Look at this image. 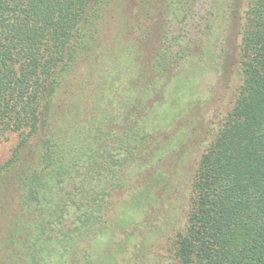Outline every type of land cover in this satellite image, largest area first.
<instances>
[{"label":"trees","instance_id":"trees-1","mask_svg":"<svg viewBox=\"0 0 264 264\" xmlns=\"http://www.w3.org/2000/svg\"><path fill=\"white\" fill-rule=\"evenodd\" d=\"M112 4L0 0V137L19 134L0 163V264H51L56 255L60 264H95L90 248L100 241L108 252L102 259L129 242L143 256L150 225L161 221L160 238L173 250L157 264H264V0H230L238 70L179 224L167 215L163 167L174 136L148 130L152 120L139 115L155 88L146 63L118 107L114 84L103 103L92 99L93 55ZM180 11L177 18H186ZM159 56L153 69L162 75ZM79 61L87 69L73 77ZM217 93L214 87L195 111L216 103ZM123 223L132 228L124 240Z\"/></svg>","mask_w":264,"mask_h":264},{"label":"rangeland","instance_id":"rangeland-1","mask_svg":"<svg viewBox=\"0 0 264 264\" xmlns=\"http://www.w3.org/2000/svg\"><path fill=\"white\" fill-rule=\"evenodd\" d=\"M229 3L230 0H113L100 25V47L93 55L95 78L89 85L94 91L92 99L97 101L96 104L103 103L114 84L111 89L118 92L113 96L115 107H118L120 97H128L130 88L136 82L138 66L146 63L144 69L151 75H147L146 80L155 88L146 99L148 105L141 109L139 115L152 120L150 124L148 122V130L157 135L163 131L160 135L174 136L166 146L171 154L167 155L163 165L169 180L167 215L171 224L181 221L188 203L195 164L231 100L226 95V89L238 70L239 35L237 28L235 31L230 29L233 19ZM180 9L187 11L183 20L177 18L178 13L182 15ZM159 54L165 58L164 65L160 67L162 75L153 69ZM161 61L162 58L158 64ZM85 64L79 61L71 76L77 77L85 72ZM106 73L110 76L108 80L104 78ZM214 87L218 92V101L204 103L199 112L195 111L200 106L199 101L206 100ZM153 102L156 108H153ZM18 140V133L0 137V163L9 158ZM179 150L185 152L181 160L172 155ZM172 160L176 173L174 170L171 172L169 162ZM130 209L138 220L139 209ZM162 223L151 224L146 235L145 248L151 256L149 253L140 255L129 242L126 248L114 251L117 255L111 254L102 259V253L108 252L105 242L100 241L90 248L95 264H157V259L166 258L173 250L169 238H160ZM122 227L124 230L119 232L118 237L124 240L132 228L125 223ZM140 231L138 228L136 233L140 235ZM51 253H58L56 246ZM54 259L56 261L51 264L62 261L59 255Z\"/></svg>","mask_w":264,"mask_h":264}]
</instances>
